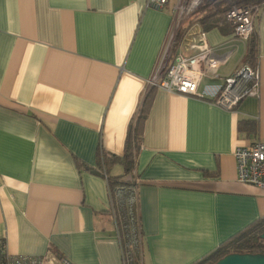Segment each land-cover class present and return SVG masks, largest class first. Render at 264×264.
<instances>
[{"label": "crops", "instance_id": "1", "mask_svg": "<svg viewBox=\"0 0 264 264\" xmlns=\"http://www.w3.org/2000/svg\"><path fill=\"white\" fill-rule=\"evenodd\" d=\"M174 2L156 11L147 0H0V247L8 255L128 264L99 159L123 156L145 105L133 171L141 264H195L264 218V192L237 181L233 159L236 148L264 143V4L253 21V65L249 40L235 43L223 17L208 30L201 11L192 21L218 53L233 49L221 77L257 68V96L227 111L212 103L220 81L203 80L198 96L147 85ZM123 173L113 165L108 176Z\"/></svg>", "mask_w": 264, "mask_h": 264}, {"label": "built area", "instance_id": "2", "mask_svg": "<svg viewBox=\"0 0 264 264\" xmlns=\"http://www.w3.org/2000/svg\"><path fill=\"white\" fill-rule=\"evenodd\" d=\"M218 0H210L215 3ZM169 0H147V7L162 10ZM205 6V0H175L172 7V25L158 58L157 65L147 85L168 93L184 96H198V88L205 79L220 81L213 93L212 103L224 110L233 111L247 97L258 94V73L254 66L237 69L228 77H221L219 70L227 65L233 49L218 53L210 47L206 33L196 24L188 25L181 35L177 50L172 57L171 50L178 42L179 33L195 13ZM259 8L254 6H233L223 14L224 22L232 29L233 41H248L254 33V18ZM186 46V47H185ZM236 178L241 184L256 187L264 192V143L238 147L233 152ZM134 182L136 179L134 177ZM0 264H49L45 257L8 255L0 247ZM56 264H73L61 258Z\"/></svg>", "mask_w": 264, "mask_h": 264}, {"label": "trees", "instance_id": "3", "mask_svg": "<svg viewBox=\"0 0 264 264\" xmlns=\"http://www.w3.org/2000/svg\"><path fill=\"white\" fill-rule=\"evenodd\" d=\"M264 0H218L215 3L205 0V6L201 10L202 15L198 22L204 30L216 27L222 20L223 14L233 6L262 7ZM256 45L253 36L249 39L246 61L249 65L254 64ZM146 105L133 124L129 126L125 149L122 157L102 153L99 166L102 174L107 179L111 204L115 214V222L121 239L124 255L128 264H141V232L137 217V205L134 182V165L140 149L142 128L146 118ZM113 165L123 167V175L118 177L108 176V171ZM79 168L83 166L77 163ZM87 169V167H85ZM96 173L95 171H92ZM264 232V218L250 225L241 233L231 238L208 256L195 264H215L220 259L233 253L239 254H264V241L260 235Z\"/></svg>", "mask_w": 264, "mask_h": 264}, {"label": "water", "instance_id": "4", "mask_svg": "<svg viewBox=\"0 0 264 264\" xmlns=\"http://www.w3.org/2000/svg\"><path fill=\"white\" fill-rule=\"evenodd\" d=\"M264 241V232L260 235ZM215 264H264V254H239L233 253L225 256Z\"/></svg>", "mask_w": 264, "mask_h": 264}, {"label": "rangeland", "instance_id": "5", "mask_svg": "<svg viewBox=\"0 0 264 264\" xmlns=\"http://www.w3.org/2000/svg\"><path fill=\"white\" fill-rule=\"evenodd\" d=\"M197 13H198V12H197ZM197 13H195V15H193V16L190 18V22H192V21L194 22V20H196V18H198V16H200V15H198ZM196 14H197V15H196ZM187 20H189V19H187ZM193 22H192V23H193ZM219 75H220V76H223V75H222V71L219 72ZM206 84H213V83L205 80V81L203 82V85H206ZM220 85H221V84H219V86H220Z\"/></svg>", "mask_w": 264, "mask_h": 264}]
</instances>
